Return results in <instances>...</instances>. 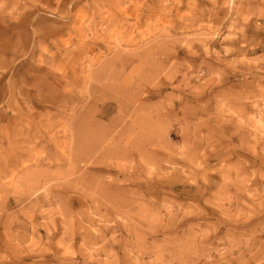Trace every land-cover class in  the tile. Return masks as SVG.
I'll use <instances>...</instances> for the list:
<instances>
[{
    "label": "rangeland",
    "instance_id": "1",
    "mask_svg": "<svg viewBox=\"0 0 264 264\" xmlns=\"http://www.w3.org/2000/svg\"><path fill=\"white\" fill-rule=\"evenodd\" d=\"M0 264H264V0H0Z\"/></svg>",
    "mask_w": 264,
    "mask_h": 264
},
{
    "label": "bare ground",
    "instance_id": "2",
    "mask_svg": "<svg viewBox=\"0 0 264 264\" xmlns=\"http://www.w3.org/2000/svg\"><path fill=\"white\" fill-rule=\"evenodd\" d=\"M140 104H141V103H140ZM123 110H124V109H123ZM124 113H125V112H124ZM76 117H77V116H76ZM75 119H76V118H75ZM75 119H74V120H75ZM133 119H135V118H133ZM75 121H76V120H75Z\"/></svg>",
    "mask_w": 264,
    "mask_h": 264
}]
</instances>
